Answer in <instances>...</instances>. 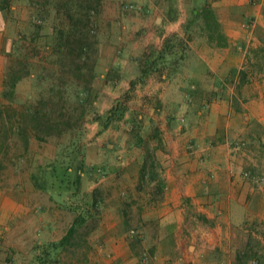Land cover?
Segmentation results:
<instances>
[{
	"label": "crops",
	"instance_id": "1",
	"mask_svg": "<svg viewBox=\"0 0 264 264\" xmlns=\"http://www.w3.org/2000/svg\"><path fill=\"white\" fill-rule=\"evenodd\" d=\"M21 1L24 17L26 0H11L9 13ZM203 4L215 9L218 27L206 25ZM263 10L264 0H102L88 63L98 111L125 93L148 61L153 69L129 91L119 121L99 134L97 122L84 124L88 205L63 189H0V264H143L144 253L156 256L146 264H234L243 246L242 264H264V185L242 175H264V73L252 54L264 38ZM5 23L0 102L4 52L20 49L11 40L21 30L5 42ZM49 34L44 26L39 53L29 58L33 69L15 85L17 102L33 96ZM109 68L116 70L111 77ZM34 144L32 165L54 156V145ZM79 211L85 220L72 237L47 247Z\"/></svg>",
	"mask_w": 264,
	"mask_h": 264
},
{
	"label": "trees",
	"instance_id": "2",
	"mask_svg": "<svg viewBox=\"0 0 264 264\" xmlns=\"http://www.w3.org/2000/svg\"><path fill=\"white\" fill-rule=\"evenodd\" d=\"M10 1L0 0V11L9 12ZM26 3L28 7L25 19L28 28L19 32L17 40H11V44H18L20 49L16 52H4L7 63L3 70L0 102V142L5 144L11 135L16 134L28 150L31 141L42 145L54 138V156L48 161L41 165H32L29 157V181L36 189L72 191L79 195L80 205H88L89 196L81 187L83 174L89 172L84 124L88 120L97 122L99 134L119 121L126 110L125 102L128 100L129 91L135 84L142 83L145 76L152 71V61H148L145 68L141 69L140 76L130 82L129 89L106 111L100 113L90 97L95 78L88 63L97 44V21L102 0H26ZM201 7L203 18L208 22L206 25L211 28L218 27L216 19L213 18L215 9L211 6L204 8V4ZM47 23L50 34L49 39L46 36L44 42L47 52L43 59L45 62L33 77V85L36 89L39 87L38 95H33L25 102H17L15 85L33 69L29 58L39 53L36 45ZM221 37L217 34L215 38L221 42ZM174 38L176 39H166L163 52L167 53L168 42ZM261 42L252 54L255 68L264 73V38ZM26 43L29 49L24 46ZM176 43L182 46L181 39H177ZM23 48L29 50L30 55ZM115 72V69L109 68L106 75L111 77ZM92 170L93 167L90 173H93ZM94 202L92 197L90 203ZM84 214L86 213L79 211L61 240L57 243L49 242L46 246L54 248L57 244L62 245L68 241L76 226L85 220ZM244 252L243 246L237 253L234 264H242Z\"/></svg>",
	"mask_w": 264,
	"mask_h": 264
},
{
	"label": "rangeland",
	"instance_id": "3",
	"mask_svg": "<svg viewBox=\"0 0 264 264\" xmlns=\"http://www.w3.org/2000/svg\"><path fill=\"white\" fill-rule=\"evenodd\" d=\"M18 3L21 6V9L10 13L4 12V15L1 13L0 20L3 19L4 22H6L3 25L5 42H7L8 39H10L15 34L16 29L25 31L28 28V23L25 19L26 14L24 17H22L24 1ZM245 23H247V27L251 29V22H249V20H245ZM45 28L47 31L49 30L48 23L45 25ZM38 88L39 87L36 89V87L33 85L32 93L34 96L38 95ZM86 134L87 130L85 132V139L87 138ZM34 142L31 141L28 150L24 147V143L16 134L11 135L4 142L5 144H3L4 146L1 148L0 154V189L12 190L18 187L31 185L28 179V172L30 170L28 160L31 158V162L33 163V155L36 153L35 151L38 148L35 146ZM48 143L54 145L55 139L50 138ZM11 158H13V160H11ZM14 162H16V164ZM36 162L38 161L36 160ZM66 219H69V216L66 215Z\"/></svg>",
	"mask_w": 264,
	"mask_h": 264
},
{
	"label": "built area",
	"instance_id": "4",
	"mask_svg": "<svg viewBox=\"0 0 264 264\" xmlns=\"http://www.w3.org/2000/svg\"><path fill=\"white\" fill-rule=\"evenodd\" d=\"M252 2H254L255 0H251ZM126 6H131V5H126ZM239 144L235 145V148H239ZM242 175L247 178L248 180H250V182L255 185V186H261L264 185V175H257L252 173L250 170H244L242 172ZM128 235L130 237H135L137 235V232L135 231V229L131 228L128 230ZM156 258L155 255H149L147 253H144L140 260L143 264L148 263L149 261H153Z\"/></svg>",
	"mask_w": 264,
	"mask_h": 264
}]
</instances>
